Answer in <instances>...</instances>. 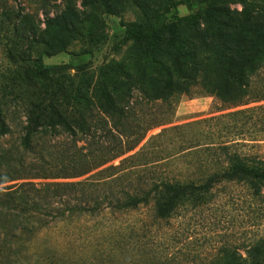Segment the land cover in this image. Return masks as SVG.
<instances>
[{
    "label": "trees",
    "instance_id": "obj_1",
    "mask_svg": "<svg viewBox=\"0 0 264 264\" xmlns=\"http://www.w3.org/2000/svg\"><path fill=\"white\" fill-rule=\"evenodd\" d=\"M127 3L140 8L138 19L128 23L117 49L133 46L139 54L127 66L116 62L123 72L120 79L100 68L97 87L92 89L82 72L74 74L70 89L66 76L61 78L55 67L35 59L22 62L19 69L31 88L0 92V264L48 262L34 254L32 244L60 221L123 214L150 205L157 221H168L184 208L208 205L221 186L234 183L246 185L256 200H264V157L235 149L264 141V9L253 10L264 0H205L196 13L161 26L145 5ZM231 4L243 9H232ZM82 5L116 13L111 0H82ZM58 13L47 19L48 27L79 36L80 11L67 5ZM3 15L14 16V24L21 12L6 8ZM136 92L149 106L183 92L212 96L222 103V111H231L163 129L115 164L135 150L150 129L169 122H148L147 112L136 113L131 104ZM25 99L31 102L21 106ZM20 112L24 122L9 120ZM15 128L21 132L19 141L4 146ZM180 129L186 133L178 148L173 139L152 145ZM44 146H61V152L46 160ZM32 155L38 159L30 160ZM169 161L178 169L173 175ZM156 163H166V168ZM80 177L86 178L46 181ZM107 262L99 259L95 264ZM212 264H264V236L245 253L223 247Z\"/></svg>",
    "mask_w": 264,
    "mask_h": 264
},
{
    "label": "rangeland",
    "instance_id": "obj_2",
    "mask_svg": "<svg viewBox=\"0 0 264 264\" xmlns=\"http://www.w3.org/2000/svg\"><path fill=\"white\" fill-rule=\"evenodd\" d=\"M126 1L111 0L116 13L109 14L92 6L84 7L82 0H0V92L31 88L27 75L21 74L19 69L22 62L29 63L35 59H41L46 65L55 67L61 78L66 76V85L70 89L73 87L70 82H74V74L82 72L87 73L91 88L97 87L95 84L100 68L108 69L110 75L120 79L123 72L116 69V62L127 66L139 54V49L133 46L117 49L128 23L138 19L137 10L140 9L136 5L129 6ZM135 1L147 7L157 26L192 15L205 2ZM67 5L73 9L75 6L83 18V22L77 26L79 36L53 30L46 23L47 19L54 18L56 13L64 12ZM230 7L243 9L241 4H231ZM6 8L12 9L14 13L21 12L16 23L13 24L12 21L14 16L8 19L3 15ZM262 9L264 4L255 5L253 10L260 13ZM261 73L264 77V70ZM98 98L99 94L95 100ZM141 98L136 92L131 101L136 113L147 112L145 119L148 122H162L168 119L169 122L150 129L140 145L116 159L113 162L115 164L139 151L152 136L159 134L163 129L182 127L231 111H222L224 106L214 97L195 93L188 95L178 92L169 102H159L151 104L152 106L143 104ZM30 102L31 99H25L20 105L24 106V103ZM6 104L15 106L10 100H7ZM252 105L255 104H250ZM245 107L247 106L239 108ZM9 120L15 123L24 122L25 116L22 112L16 116L11 114ZM184 133L185 129L168 132L155 139L152 145L173 139V145L178 148L184 143ZM20 136V130L15 128L13 135L5 139L4 146L18 142ZM173 145L170 147L175 148ZM43 148L41 154L46 160H51L56 152H61V146L53 150L51 147ZM235 149L243 155L264 157V141L259 144L250 142L239 145ZM37 159L38 155L30 157V160ZM171 162L167 163V168L169 174L173 175L178 169ZM154 166L164 170L166 163H156ZM86 177L46 181L75 182ZM262 236L264 200H256L246 185L234 183L221 186L215 199L208 205L184 208L168 221H157L150 205L123 214L52 223L50 228L33 241L32 250L36 256L48 259V262L42 264H74L75 261L80 264H95L99 259L109 260L108 264H212L223 247L238 248L245 253L246 248ZM110 240H118L120 244L114 245ZM111 259L116 263H111Z\"/></svg>",
    "mask_w": 264,
    "mask_h": 264
}]
</instances>
